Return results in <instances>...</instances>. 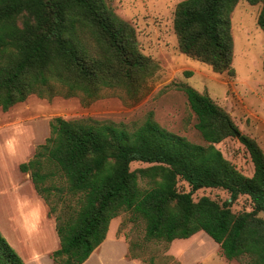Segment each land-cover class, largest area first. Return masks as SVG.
<instances>
[{
    "label": "trees",
    "instance_id": "trees-1",
    "mask_svg": "<svg viewBox=\"0 0 264 264\" xmlns=\"http://www.w3.org/2000/svg\"><path fill=\"white\" fill-rule=\"evenodd\" d=\"M238 2L181 1L174 18L181 51L216 72L234 75L230 17ZM258 24L264 30V6ZM158 69L159 64L139 49L134 27L105 0H0L4 111L31 94L81 95L89 104L109 88H121L138 101ZM179 87L206 144L168 131L152 113L133 130L110 121L51 119L49 137L20 169L30 173L46 200L54 190L78 196L76 208L69 206L56 216L60 247L52 253L54 264H83L123 210L145 221L146 240L171 243L204 231L226 259L264 264V151L210 95L188 84ZM229 136L238 137L247 149L254 165L251 176L216 146ZM134 161L150 165L132 170ZM56 178L66 184H53ZM180 179L188 182L190 191L179 190ZM206 187L223 188L230 198L222 203L209 196L194 200V192ZM240 195L251 198L252 210H232ZM55 211L50 207V213ZM134 250L130 243L128 255L138 259ZM0 264H26L1 231Z\"/></svg>",
    "mask_w": 264,
    "mask_h": 264
},
{
    "label": "rangeland",
    "instance_id": "rangeland-1",
    "mask_svg": "<svg viewBox=\"0 0 264 264\" xmlns=\"http://www.w3.org/2000/svg\"><path fill=\"white\" fill-rule=\"evenodd\" d=\"M105 1L118 16L134 27L139 49L155 60L159 69L150 79L148 91L138 101L129 99L121 88H109L89 104L83 102L81 95L48 98L31 94L7 111L0 107V222L8 231L10 214L15 213L14 216L18 217L15 211L19 198L31 207L33 229L23 235L21 232L13 234L17 238L14 249L26 264H54L52 253L60 247L56 216L77 207L78 196L67 194L66 189L52 191L46 200L35 189L30 173L20 169V165L32 159L38 147L49 137L50 121L54 117L110 121L133 130L152 113L154 120L168 131L192 142L206 144L196 128V114L179 87L188 84L210 95L231 115L240 132L254 138L264 151V30L258 24L264 1L251 4L247 0H239L231 13L234 75L216 72L211 65L181 51L174 18L177 5L183 0ZM216 146L237 169L248 176L253 174L254 165L250 155L238 137L229 136ZM149 165L134 161L131 169ZM53 184L64 186L66 183L56 178ZM141 185L147 187V180H143ZM178 188L190 191L191 187L180 179ZM202 196L222 203L230 198V193L223 188L206 187L193 194L194 200ZM50 207L56 211L50 213ZM252 208L253 203L248 195H240L232 203L234 212L250 211ZM108 233L110 239L98 247L93 258L84 264H180L170 252L173 243L146 240L145 221L130 210L121 211L111 220ZM122 240L128 245H135L134 253L140 255V262L129 260L128 254V259L125 258L127 245ZM214 245L219 244L206 232L200 231L193 241L175 243L173 251H183V259L187 263L191 255L212 250ZM216 252L230 264H244L246 261L245 258L228 260L218 247Z\"/></svg>",
    "mask_w": 264,
    "mask_h": 264
},
{
    "label": "crops",
    "instance_id": "crops-1",
    "mask_svg": "<svg viewBox=\"0 0 264 264\" xmlns=\"http://www.w3.org/2000/svg\"><path fill=\"white\" fill-rule=\"evenodd\" d=\"M28 183H30L29 179H28ZM0 195H2V192H0ZM17 204H18V209L15 212H16V216L18 215V217L14 216L15 213L10 214L9 222L11 225H7V226H9L8 231L4 228V226L0 222V231L3 233V235L6 237L7 241L12 245L13 248H16V241L15 240H17L16 236L13 235L14 233L21 232V235H23V234H26V232L29 233L33 229L32 228V219H31V211H32L31 207L26 206L25 201L21 198H19L17 200ZM44 212L46 213V216H47V210H46L45 206H44ZM198 233L194 234L193 236H191L189 238L175 239L174 241H172L173 244H172V248H171L170 252L173 253V255L180 261V264H230V263L226 262V260H224V258L219 254V252L217 254L216 249H217V247H218V249L220 248L219 245H217V246L214 245V248L212 250H209L207 252H203L202 254L191 255L190 260L187 263H185L186 261H184V259H183V254H184L183 251H180V252L173 251V245H175V243L183 244V243H187L189 241H193L197 238ZM107 239H110L109 233L107 234L106 239L98 247H100L102 244H105ZM122 241L127 245V251L125 253V258L128 259V257L126 255L128 254L129 245L126 243V241H124V240H122ZM98 247L94 250V252L90 255V257L85 262H89L91 260V258H93L95 251H97V249H99ZM129 260L139 261L138 259H129Z\"/></svg>",
    "mask_w": 264,
    "mask_h": 264
},
{
    "label": "water",
    "instance_id": "water-1",
    "mask_svg": "<svg viewBox=\"0 0 264 264\" xmlns=\"http://www.w3.org/2000/svg\"><path fill=\"white\" fill-rule=\"evenodd\" d=\"M237 136H239V134Z\"/></svg>",
    "mask_w": 264,
    "mask_h": 264
}]
</instances>
